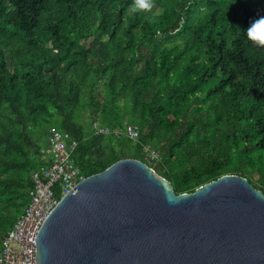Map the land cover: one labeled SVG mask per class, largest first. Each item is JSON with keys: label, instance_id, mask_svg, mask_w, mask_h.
Segmentation results:
<instances>
[{"label": "trees", "instance_id": "obj_1", "mask_svg": "<svg viewBox=\"0 0 264 264\" xmlns=\"http://www.w3.org/2000/svg\"><path fill=\"white\" fill-rule=\"evenodd\" d=\"M151 2L0 0V244L51 127L84 178L134 159L176 195L224 175L264 194V47L243 31L264 0Z\"/></svg>", "mask_w": 264, "mask_h": 264}, {"label": "water", "instance_id": "obj_2", "mask_svg": "<svg viewBox=\"0 0 264 264\" xmlns=\"http://www.w3.org/2000/svg\"><path fill=\"white\" fill-rule=\"evenodd\" d=\"M36 264H264V194L224 175L176 195L147 164L121 159L60 198Z\"/></svg>", "mask_w": 264, "mask_h": 264}, {"label": "built area", "instance_id": "obj_3", "mask_svg": "<svg viewBox=\"0 0 264 264\" xmlns=\"http://www.w3.org/2000/svg\"><path fill=\"white\" fill-rule=\"evenodd\" d=\"M98 132L108 134L109 130ZM113 133L133 141L138 137L134 125H126ZM77 144L69 134L54 127L49 129L46 146L41 151L42 164L30 175L28 202L1 241L0 264H36V237L44 220L60 198L84 178L72 161ZM147 159L150 162L157 159L156 153L148 152Z\"/></svg>", "mask_w": 264, "mask_h": 264}, {"label": "clouds", "instance_id": "obj_4", "mask_svg": "<svg viewBox=\"0 0 264 264\" xmlns=\"http://www.w3.org/2000/svg\"><path fill=\"white\" fill-rule=\"evenodd\" d=\"M152 8L151 0H134L132 11H148ZM247 41L253 46L264 47V14H258L251 19L248 26L243 30Z\"/></svg>", "mask_w": 264, "mask_h": 264}]
</instances>
